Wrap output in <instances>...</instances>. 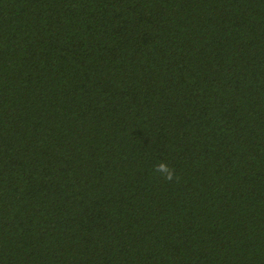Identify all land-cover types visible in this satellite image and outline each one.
Wrapping results in <instances>:
<instances>
[{
	"label": "trees",
	"instance_id": "16d2710c",
	"mask_svg": "<svg viewBox=\"0 0 264 264\" xmlns=\"http://www.w3.org/2000/svg\"><path fill=\"white\" fill-rule=\"evenodd\" d=\"M0 264H264V0H0Z\"/></svg>",
	"mask_w": 264,
	"mask_h": 264
},
{
	"label": "clouds",
	"instance_id": "9594fccd",
	"mask_svg": "<svg viewBox=\"0 0 264 264\" xmlns=\"http://www.w3.org/2000/svg\"><path fill=\"white\" fill-rule=\"evenodd\" d=\"M154 173L160 175L166 181H172L174 179H179L176 176L175 169L169 167L167 164H159L154 168Z\"/></svg>",
	"mask_w": 264,
	"mask_h": 264
}]
</instances>
